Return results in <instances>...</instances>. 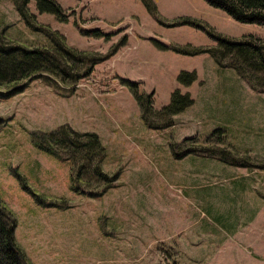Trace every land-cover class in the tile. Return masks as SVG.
<instances>
[{
  "label": "rangeland",
  "instance_id": "1",
  "mask_svg": "<svg viewBox=\"0 0 264 264\" xmlns=\"http://www.w3.org/2000/svg\"><path fill=\"white\" fill-rule=\"evenodd\" d=\"M56 1L67 21L39 13L34 0L29 10L69 45L106 54L122 35L127 40L70 93L33 79L0 98V199L32 264H264V91L208 51L174 49L217 45L181 18L231 38H264V25L235 20L205 0H152L162 22L145 0ZM95 28L114 35L81 31ZM2 30L27 46H50L13 0H0ZM181 70H194L196 80L179 84ZM120 78L137 82L138 93L153 91L155 109L175 88L194 103L172 125L149 127ZM62 124L99 135L104 170L119 174L101 195L74 191L71 162L35 144L34 132Z\"/></svg>",
  "mask_w": 264,
  "mask_h": 264
},
{
  "label": "trees",
  "instance_id": "2",
  "mask_svg": "<svg viewBox=\"0 0 264 264\" xmlns=\"http://www.w3.org/2000/svg\"><path fill=\"white\" fill-rule=\"evenodd\" d=\"M30 1L13 0V3L24 23L32 30L44 33L50 41V46H27L7 38L3 30L0 31V98H8L23 91L33 79H39L61 92L63 91L60 88H65L68 92L65 89L64 91L70 93L74 90V85L92 73L97 63L115 53L127 40V36L122 35L106 54L73 47L67 43L63 34L37 23L36 15L29 10ZM34 1L39 13L48 12L59 21L68 20V13L56 0ZM205 1L222 9L235 20L264 25V0ZM145 2L149 11L162 22L154 2L152 0ZM180 23L196 25L205 30L217 45L209 48L198 46L186 50L177 47L174 49L184 54L208 51L218 65L235 68L252 89L264 91V38L253 34L239 38L227 37L189 18H181ZM81 31L86 35L106 40L114 35L113 31L104 32L98 28L81 29ZM163 47L168 48L165 45ZM196 78L194 70H181L177 75V82L188 86ZM120 82L132 86L134 96L141 107V116L152 128L172 125L173 116L194 103L189 92H181L179 88H175L169 102L160 109H155L153 91L145 95L137 92V82L126 78H120ZM217 132L222 131L216 129L212 134ZM33 139L39 148L71 162V187L74 191L96 197L115 185L119 174H109L104 170L106 150L96 132L77 131L68 124H62L47 132H34ZM191 151L188 148L181 155ZM15 227L14 214L0 199V264H32L16 241Z\"/></svg>",
  "mask_w": 264,
  "mask_h": 264
},
{
  "label": "crops",
  "instance_id": "3",
  "mask_svg": "<svg viewBox=\"0 0 264 264\" xmlns=\"http://www.w3.org/2000/svg\"><path fill=\"white\" fill-rule=\"evenodd\" d=\"M198 234H200V232H198ZM193 244H195V242H193ZM181 248H178L177 251H175V253L179 252ZM249 252V251H248Z\"/></svg>",
  "mask_w": 264,
  "mask_h": 264
}]
</instances>
